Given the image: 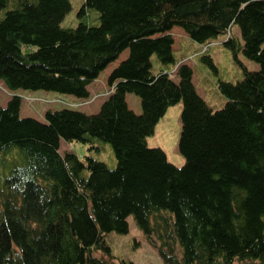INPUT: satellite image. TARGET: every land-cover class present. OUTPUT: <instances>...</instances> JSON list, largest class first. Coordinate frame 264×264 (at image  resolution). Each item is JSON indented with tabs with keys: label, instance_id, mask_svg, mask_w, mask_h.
<instances>
[{
	"label": "trees",
	"instance_id": "trees-1",
	"mask_svg": "<svg viewBox=\"0 0 264 264\" xmlns=\"http://www.w3.org/2000/svg\"><path fill=\"white\" fill-rule=\"evenodd\" d=\"M70 8L0 0V80L13 91L0 104V264H133L107 240L129 215L165 264H264V0H83L76 24L62 25ZM175 26L200 47L225 35L243 76L218 79L223 109L198 93L188 64L169 77ZM125 49L97 110L21 111L17 88L87 96ZM176 102L180 165L146 140ZM62 139L107 145L113 163L61 152Z\"/></svg>",
	"mask_w": 264,
	"mask_h": 264
},
{
	"label": "rangeland",
	"instance_id": "rangeland-1",
	"mask_svg": "<svg viewBox=\"0 0 264 264\" xmlns=\"http://www.w3.org/2000/svg\"><path fill=\"white\" fill-rule=\"evenodd\" d=\"M82 1L83 0H70L71 8L62 19V25L76 24V13ZM235 28L237 29L236 26H233L232 31L237 34ZM171 34L174 39V55L178 58V61L176 66H173L175 67L173 71L171 72L172 69L169 71V77L176 80L177 76L175 70H177L179 63L188 64L192 69V80L198 93L207 99L214 111L223 109L229 100L219 92L218 79L230 81L235 85L240 83L243 76L242 67L234 60L231 48L222 43L225 39V35L219 34L217 37L212 38V41H210L207 47H200L198 43L192 41L180 27H173L171 29ZM126 54L127 49L122 51L114 61L110 62L98 74L93 80L94 82L92 81L88 85L89 94L87 96H76L59 92H43L44 90L39 89L36 90L37 92L33 93L29 91H34V89L17 88L15 93H18V91L21 93V106L23 105L24 108L27 107L24 113L43 119V113L46 108L68 106L77 107L87 112L97 110L100 102L112 89L109 87L111 84L107 83L106 75L120 59L126 56ZM238 57L249 68L257 66L255 62L245 58L240 52L238 53ZM152 58L154 62L157 60L155 54L152 55ZM153 70L157 72L160 68L156 65L153 66ZM10 94L11 90L8 91L5 85L0 82V104H4ZM126 99L130 107H135L136 110L140 109L139 98L136 94L127 92ZM180 110V102L168 105L165 112L157 120L153 133L146 138L148 145H158L163 148L167 154L168 160L177 165H180L184 161L177 147L180 131ZM105 146L106 148L98 153L93 149L90 150L88 145L83 142L77 140L65 141L62 139L60 142V151L63 152L66 149H70L75 151L79 157H83L86 153H92L95 156H101V159L108 164H112L114 157L108 146ZM107 240L113 254L118 257L130 259L133 264H165L159 256L156 247L147 240L144 233L138 228L132 215L128 216V231L123 233L111 231L107 235ZM233 264H238V262L235 261Z\"/></svg>",
	"mask_w": 264,
	"mask_h": 264
},
{
	"label": "crops",
	"instance_id": "crops-1",
	"mask_svg": "<svg viewBox=\"0 0 264 264\" xmlns=\"http://www.w3.org/2000/svg\"><path fill=\"white\" fill-rule=\"evenodd\" d=\"M93 82H94V81H93ZM29 92H33V93H34V92H37V91H36V90H34V91H29ZM43 92L57 93V92H54V91H43ZM18 93H19V91H18ZM20 94H21V93H20ZM22 94H23V93H22ZM31 106H33V105H31ZM25 107H26V106H25ZM37 107H38V106H37ZM25 109H27V107H26V108H24V106L22 105V106H21V111H22V112H25V111H24ZM134 109L136 110V108H135V107H134Z\"/></svg>",
	"mask_w": 264,
	"mask_h": 264
}]
</instances>
